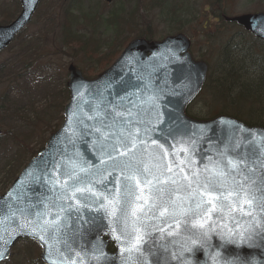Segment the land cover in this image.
Segmentation results:
<instances>
[{"label": "snow or ice", "instance_id": "1", "mask_svg": "<svg viewBox=\"0 0 264 264\" xmlns=\"http://www.w3.org/2000/svg\"><path fill=\"white\" fill-rule=\"evenodd\" d=\"M140 115L113 109L111 123L102 121L101 127L92 130L98 137L95 145L98 165L84 160L79 153L60 162L41 157L40 174L27 172L35 201L31 202L29 197L24 207L7 205L8 213L0 223L16 218L19 213L23 223L19 224L17 235L29 234L50 247L48 236L53 233L67 236L68 220L73 214L84 224L94 223L95 217L84 219L80 215L82 211L102 214L101 219L111 217L113 224L122 225L118 232L117 228H110L120 245L121 264L138 261L144 264L146 239L155 240L153 234L176 237L182 232L192 233L181 245L179 257L175 252L169 253L166 247L161 253L172 260L179 259V264H199L195 258L198 250L208 252L211 264H215L219 253L210 252L213 233L226 243H254L258 239L264 244V227L259 230L256 227L261 222L257 213H264V159L260 155L264 141L254 150V140L248 147L233 142V154L225 148L215 158L208 156L206 163L198 164L194 143L179 151L169 146L172 147L169 152L167 136L161 137V143L148 136L149 128L142 131L137 126L144 124L138 118ZM36 187L47 188L52 195H39ZM7 195L19 204L28 193L14 189ZM214 214H219L220 219L224 216L235 219L236 214L251 219L247 227L237 223L238 232L226 225V230L217 231ZM13 239L11 235L8 239L0 235V257L6 254V246ZM73 244L80 250L73 248ZM63 245L64 251L74 258L57 250L58 264L93 261L101 264L106 258L98 248L89 249L80 244L76 233L64 239ZM232 264L244 262L237 260Z\"/></svg>", "mask_w": 264, "mask_h": 264}, {"label": "water", "instance_id": "2", "mask_svg": "<svg viewBox=\"0 0 264 264\" xmlns=\"http://www.w3.org/2000/svg\"><path fill=\"white\" fill-rule=\"evenodd\" d=\"M19 1L21 10L18 16L10 23L0 25V51L27 25L40 0ZM226 20L235 21L256 38L264 41V12L245 13L226 17ZM189 46L190 41L182 33L169 35L158 41L135 38L124 47L107 69L93 79H85L78 69L70 65L67 82L69 100L63 111L64 121L61 127L49 136L44 147L28 161L10 187L0 195V220L8 213L7 205L10 204L13 208L24 207L29 203V197H32L31 202L35 201L31 191L33 186L29 184L31 178L27 172L40 174L43 167L40 163L41 157L48 161L54 158L60 162L75 158L76 153H79L84 160L98 165V150L95 146L98 137L92 130L101 127L102 121L111 123L113 109L125 114L128 111L134 114L142 113L138 118L143 119L144 124L137 126L142 131L145 127L149 128L148 136L158 142L163 143L161 137L167 136L166 147L173 146L179 151L181 148L191 147L194 143V158L198 164L206 163L208 156L215 158L216 153L225 148L229 149V154H233V142L248 147L250 141L254 140L256 143L252 145L253 150L259 147L264 141L262 126L247 125L224 114H217L209 119H194L186 115V107L199 93L207 74V64L193 60ZM169 132L172 133L171 136L168 135ZM171 151L172 147H169V152ZM248 154L251 155V152ZM260 155L264 159V147L260 148ZM180 158H183L182 154ZM14 189H22L28 193L19 204L7 195ZM36 193L43 196L52 195L47 188L40 187H36ZM55 211L53 208L52 212ZM80 215L84 219L95 217V221L84 224L73 214L68 220L67 236L59 233L48 236L50 247H46L29 234L17 235L18 226L23 223L19 213L16 218L0 223V235L5 239H8L9 235L14 237L6 246V254L0 257V263L9 257L10 249L17 240L30 239L40 245L42 251L39 260L43 264H58L57 250L71 257V254L64 251L63 241L76 233L80 244L87 245L89 249L98 248L105 254L106 258L101 264H121L120 245L110 228L115 227L118 232L122 225L113 224L111 217L101 219L102 214L95 212L82 211ZM218 215L214 214L217 231L226 230V225L227 228L238 232L240 229L236 228L237 223L247 227L251 219L239 214H236L235 219L230 220L227 216L220 219ZM261 217H264V213H257V219L261 221L256 225L257 230L264 227V219ZM153 235L155 240L146 239L144 264H156L157 261L159 264H179V259L172 260L170 256L161 253L166 247L169 253L175 252L179 257L181 245L192 233L182 232L176 237H167L166 234L164 237ZM193 238L196 237L193 235ZM110 243L113 244L112 250L108 249ZM210 244L211 254L219 253L215 264H232L237 260L244 264H264V244L258 239L254 243H226L213 233ZM73 248L80 250L76 244H73ZM49 252L52 254L49 255ZM195 258L199 260V264H211L210 255L206 251H196Z\"/></svg>", "mask_w": 264, "mask_h": 264}, {"label": "rangeland", "instance_id": "3", "mask_svg": "<svg viewBox=\"0 0 264 264\" xmlns=\"http://www.w3.org/2000/svg\"><path fill=\"white\" fill-rule=\"evenodd\" d=\"M155 1L156 3L153 0H112L108 4L103 0H40L29 24L0 53V65L17 56L14 59L13 74L0 83V98H9L4 100L5 106H0V195L8 189L30 158L43 147L51 132L61 126L63 107L68 101V89L65 85L69 80L68 66L72 64L83 77L93 78L115 59L110 60L106 66H99L94 56H86L80 43H87L88 49L99 43L97 56L113 54L119 49L121 51L122 48L118 45L124 36H136V24L142 21V16L137 13L130 26L125 24L117 41L113 40L106 19L112 13H120L126 18L135 5L140 6L141 13L147 9L145 15L153 29V40L181 32L191 41V56L207 63L206 86L187 106L185 112L188 116L209 119L213 115L226 113L235 114L243 122H247V117L252 116L251 106H241L239 112L235 111L228 99L219 100L218 94L214 91V97L211 91L212 82L219 77L222 69V56L231 53L235 45L239 48L251 44L240 27L235 24H220L218 17L211 11L222 7L225 0ZM15 3L18 9L14 12V17L19 11L18 0H0V13L16 7ZM69 3L73 6L68 11L69 29L63 32ZM229 3L224 11L228 15L264 10V0H235ZM171 7H174L175 20L169 19L171 15H165ZM257 7L263 9H255ZM2 19L0 14V22ZM206 20L213 24L206 33L210 37L219 35V40L207 47L208 53L202 47L200 39V27ZM176 27L179 28L178 31L173 30ZM256 46L257 50H261L260 46ZM26 247L23 242L16 243L7 261H11V264H25L26 258L37 259L40 247L37 244Z\"/></svg>", "mask_w": 264, "mask_h": 264}, {"label": "trees", "instance_id": "4", "mask_svg": "<svg viewBox=\"0 0 264 264\" xmlns=\"http://www.w3.org/2000/svg\"><path fill=\"white\" fill-rule=\"evenodd\" d=\"M230 1L233 2L235 0H225L223 2L222 7L219 6L216 9V11L213 10L211 11L214 13V15L218 17L220 24L222 25L235 24L238 27H240L242 29V33L250 40L251 44H249V46L247 47L239 46V48L236 47L235 45L232 48L231 53L228 52L227 54L222 56L224 57L222 59V69L219 71L220 72L219 77H217L216 80L212 82L213 83L211 88L212 95L215 97L214 94L215 91L218 94L217 99L219 100L228 99L230 106L235 107L234 108L235 111H238L241 108V106L242 107L251 106L250 114H252V116L247 117L246 119L247 122L245 123L251 125H260L264 127V43L254 38L246 29H244L238 23L236 22L232 23L231 21L226 20V17H231V15H228L224 12L226 10L225 6L230 4L229 3ZM214 2H215L214 5H216V1ZM153 3H156V1L153 0ZM72 7L73 6L71 5V3H69L65 14V21L63 22V30H62L63 32L69 29L68 11H70ZM139 7L136 5L135 7H132L128 17L126 18L121 16L120 13L119 14L112 13L107 16L106 21L108 22V27L111 30L112 33L111 35H113L114 41H117L119 39V35L123 33L122 30L125 27V24L128 26L132 24V21L137 13H140V16H142V21L140 23L137 22L136 24L137 32H136V36L134 37H139L146 40H151L153 38L152 26L149 20L147 19V16L145 15L147 9L144 13H141ZM17 9L18 6L12 7L9 10L1 11L0 14L3 18L2 22L10 21L14 15V12H16ZM255 9H261V8L257 7ZM173 10L174 7H171L166 11L165 14L166 16L171 15V17L169 18L170 20H175L173 17L175 15V13H173ZM263 11L264 10H262V12ZM212 26L213 24L209 20H206L200 27V31L202 32L200 33V39H201V43H203L202 47L205 48L206 53H208L207 47L219 40L218 34L214 35L213 37H210L209 34L206 33V31L210 29ZM173 30L178 31L179 28L176 27ZM93 39L96 38L94 37ZM131 39L132 37L124 36L123 40L118 45L119 48H123L127 44V42ZM256 45L260 46L261 50H257ZM79 46L82 47V49L85 51L86 56L88 57L94 56L99 66H106L107 64H109L110 60H113L120 51L119 49L118 51H115L113 54L104 53L101 56H97L96 51L100 46L99 43L94 44V47L90 49L87 48V43H80ZM23 55L24 54H21L20 56ZM14 62H15L14 60L6 61L0 65L1 82L2 80H4V78L7 80L8 79L7 77H10L11 73L13 72V69L15 68ZM205 86L206 85H204V88ZM8 95L10 94L8 93ZM7 99L9 98H6L4 96L1 97L0 106H5L4 100ZM243 103L248 105H244ZM231 116L238 118L235 114H231ZM20 242H23L24 245L27 246L26 248L31 247V244L36 245L35 242L29 240H23ZM109 249L110 250L112 249L111 245L109 246ZM3 264H11V261L10 262L6 261ZM25 264H40V263L35 258H26Z\"/></svg>", "mask_w": 264, "mask_h": 264}, {"label": "bare ground", "instance_id": "5", "mask_svg": "<svg viewBox=\"0 0 264 264\" xmlns=\"http://www.w3.org/2000/svg\"><path fill=\"white\" fill-rule=\"evenodd\" d=\"M110 245H113V244H112V243H110V244L108 245V248H109V246H110Z\"/></svg>", "mask_w": 264, "mask_h": 264}]
</instances>
